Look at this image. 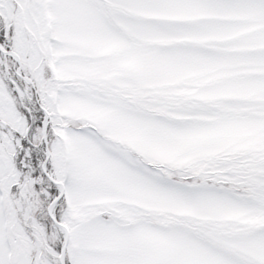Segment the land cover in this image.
<instances>
[{
	"label": "snow or ice",
	"instance_id": "snow-or-ice-1",
	"mask_svg": "<svg viewBox=\"0 0 264 264\" xmlns=\"http://www.w3.org/2000/svg\"><path fill=\"white\" fill-rule=\"evenodd\" d=\"M0 264H264V0H0Z\"/></svg>",
	"mask_w": 264,
	"mask_h": 264
}]
</instances>
